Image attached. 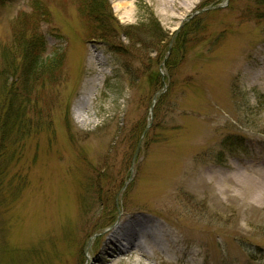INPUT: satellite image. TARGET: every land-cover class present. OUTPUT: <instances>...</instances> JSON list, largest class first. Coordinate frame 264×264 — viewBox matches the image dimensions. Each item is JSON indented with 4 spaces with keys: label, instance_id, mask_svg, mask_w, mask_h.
Listing matches in <instances>:
<instances>
[{
    "label": "rangeland",
    "instance_id": "obj_1",
    "mask_svg": "<svg viewBox=\"0 0 264 264\" xmlns=\"http://www.w3.org/2000/svg\"><path fill=\"white\" fill-rule=\"evenodd\" d=\"M142 1L160 27L138 52L124 30L108 41L124 52L117 65L84 0H0V116L38 74L31 134L1 176L0 264H264V186L244 179L264 158V18L254 0ZM37 2L57 67H27L14 41L34 31ZM107 2L123 26L149 14L140 0ZM182 34L171 79L165 56ZM155 65L174 88L150 92ZM148 123L139 145L132 132Z\"/></svg>",
    "mask_w": 264,
    "mask_h": 264
},
{
    "label": "trees",
    "instance_id": "obj_2",
    "mask_svg": "<svg viewBox=\"0 0 264 264\" xmlns=\"http://www.w3.org/2000/svg\"><path fill=\"white\" fill-rule=\"evenodd\" d=\"M256 2L255 6V11L256 14L259 17L264 18V0H254ZM143 9H148L147 11L149 12L148 16H146V18H144V20H141L140 23H138L137 25H131V26H123L120 25V23L117 21L116 17L114 16L110 5L108 4L107 0H84L83 3V10L85 15L87 14L91 20V29L90 32L91 34L98 36L100 41H104L103 44H105L106 46H108V50L111 51L112 53V57H114V59L117 60V65H119V61L120 58L122 57V55L124 54V52L121 51L120 48H118V46H115L113 43L108 42V41H112L113 39L118 38L120 35L119 33L124 30L126 32V37L129 38L131 37L129 44H134V49L135 51L138 52V47H137V43L141 40H145V35L147 34V30H151V31H155L157 29H159L158 27H160L159 25V21L156 19V17L154 16V13L150 10V8L142 1L140 0L139 2V10H143ZM208 11V10H206ZM203 13V12H201ZM46 15V10L45 8H42L38 2L34 5V12L31 14L32 19L34 20V23L32 25L35 24L34 27V31L31 32L29 35L26 32V28L25 29V39H22L21 34H17V32L15 34H17V36L14 38L15 43L20 42L21 40H23V44H21L20 42V46L22 48V52H23V56H24V64L28 67V65L30 63H35L36 66H38L40 69L46 67V66H50V65H54V66H58L61 62V58L63 54H59V52L54 51L52 54H50L49 56L44 55L46 52V47H47V43H46V39L44 37V35L42 34V32L39 30V28L37 29L38 24H40V20H42V18ZM21 19L19 18L17 21H20ZM23 22V21H22ZM31 25V26H32ZM156 29V30H155ZM132 32H131V31ZM137 33V37L134 38V35ZM185 33V31H184ZM131 34V35H130ZM134 34V35H133ZM143 34V35H141ZM149 35V34H148ZM156 35H158L156 33ZM182 35H178L176 38V46L173 47V49H171L172 53L169 57L165 56V60L167 61V68L169 71V77H171L172 73H175V69L177 68V63L178 60L177 56L179 55L180 50L182 49ZM104 38V39H103ZM139 38V40H138ZM142 42V41H141ZM143 43V42H142ZM178 52V55H177ZM140 53V52H139ZM141 54V53H140ZM126 56V54H125ZM123 56V57H125ZM165 61V64H166ZM153 62H155L153 60ZM157 65V62H156ZM155 65L154 68L151 69V71L147 74V79L149 82V87H152V90L150 92H153L155 89H157L158 86H160L163 82H165V85L167 86V83L170 86V89L174 88L175 86V82L171 83V79L167 80V78L164 80V77L161 75L160 71H159V67L157 68V66ZM117 72H119L117 70ZM41 75V74H40ZM118 76V79H121V76ZM38 79V74L36 75V78L34 75H30L26 74L25 75V88L24 89V94L26 96V100L25 99H21L17 100V96L15 95H8V107L6 108L4 114H1L0 116V129L2 131V133H4V137H2V140L4 141L3 144L5 143H9L12 146L11 151H9L8 156L3 159V155L2 157H0V183H1V176L3 175V172L6 170L5 165L9 166L8 163H11L13 160H16V151L17 148H20L17 144V142L19 141L17 138V135H20V139L24 138V136L31 134V130L28 131L26 133V127L27 123L26 120L29 119L28 114L30 115V113L32 112V108L28 105L29 104V100L27 99V97H29V95L32 94V88H31V84L34 82H36V80ZM167 80V81H166ZM28 82V85H27ZM171 83V84H170ZM107 88L110 87V89L113 87H117L115 85H113V82H107L106 83ZM167 86V88L169 87ZM9 93V90H8ZM12 93V92H11ZM19 99V98H18ZM164 99H166V95H164V91L161 94V96L158 99V102H163ZM160 110V106L158 107L156 113L154 114L155 119L158 117V112ZM36 112H38V110H36ZM24 117V118H23ZM25 120V122H24ZM67 124L69 126V132L71 134V137H73V132L72 130V124L69 121V118H67ZM40 123H43L42 121H40ZM144 126L141 127V125H137L136 126V130H134L132 132V135L135 134L136 131H138V135L140 132H144L145 128L147 127V125L143 128ZM151 127H153V124L151 123ZM151 127L149 128V131L151 129ZM23 131V132H22ZM149 131H147L146 133H148ZM22 132V133H21ZM88 133L90 132H85L84 134L86 135V137L88 138ZM16 145V146H14ZM6 162V163H5ZM91 185H93V183H91ZM93 205V203L91 204V206Z\"/></svg>",
    "mask_w": 264,
    "mask_h": 264
},
{
    "label": "bare ground",
    "instance_id": "obj_3",
    "mask_svg": "<svg viewBox=\"0 0 264 264\" xmlns=\"http://www.w3.org/2000/svg\"><path fill=\"white\" fill-rule=\"evenodd\" d=\"M263 76L264 75L261 73L260 78H263ZM262 160H263V162H262L263 164H261V167H259L260 168L259 172L261 173V175H260V177H258V179H256L255 177H252V175H249V174H247V176H244V179H246V181L255 183V185H258L260 187L264 186V183H263L264 182V158H262ZM133 237H135V236L132 235V237L128 241V244H131V245L140 244V242L138 240L135 241V238H133Z\"/></svg>",
    "mask_w": 264,
    "mask_h": 264
}]
</instances>
